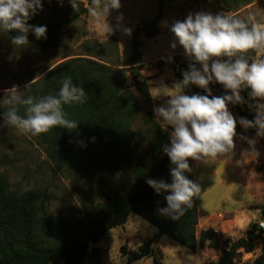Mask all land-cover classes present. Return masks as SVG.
Returning a JSON list of instances; mask_svg holds the SVG:
<instances>
[{"label":"trees","instance_id":"trees-1","mask_svg":"<svg viewBox=\"0 0 264 264\" xmlns=\"http://www.w3.org/2000/svg\"><path fill=\"white\" fill-rule=\"evenodd\" d=\"M230 13L239 11L257 0H216ZM43 7H49L54 0H42ZM76 11L68 7L61 21L55 17L33 18L29 25L46 26V38L37 39L29 32V44L36 55L43 56L57 47L60 34L66 27L72 26L81 17L89 13L84 4L77 2ZM165 13L164 0H159V12L154 21L143 23L133 35V52L126 66L134 69V86H129L127 69L120 65L121 56L118 42L114 41L116 61L102 59L90 52L86 57H76L59 63L25 89L21 95L41 98L56 95L65 78H71L77 86L86 91L83 104L64 105V111L70 119L77 121L78 127L69 131L60 127L48 133L38 135L49 160L55 167L68 175L83 176L103 190L122 172L132 174L135 182L131 190L125 193L105 194L98 205L88 209L81 219H65L49 213L47 192L31 190L20 193L13 190L7 176L0 171V264H81L90 253V245L98 244L107 234L116 228L124 227L132 215H137L165 235L196 253L199 249H217L224 245L220 260L216 264H237L241 251L252 253L255 249L256 231L264 238V229L255 225L246 236L238 240L223 241V234L215 228L198 233L200 216L197 197L191 208L186 209L179 220L173 221L158 213V208L167 206L165 196L157 194L146 181L163 180L171 183L169 157L163 151L170 146V132L161 128L156 116L155 102L151 95V79L143 74V43L140 36L147 39L160 34L159 24ZM3 33L11 43L15 31ZM255 55V53H250ZM189 59L178 71V80L182 81L184 71H189ZM168 65L160 64L162 69ZM197 67V64H196ZM212 94H226L218 84H210ZM135 89V90H133ZM250 90H243L249 96ZM185 94L207 93L196 85L185 89ZM230 94V93H228ZM25 109L20 107L19 114ZM248 120L255 119L250 110L241 112ZM249 132L256 133L255 128ZM264 144V137H261ZM192 168L185 175L193 180ZM264 218V205L261 207ZM152 242L133 252L128 264H133L155 256ZM154 264H160L154 259ZM254 264H264V252Z\"/></svg>","mask_w":264,"mask_h":264},{"label":"rangeland","instance_id":"rangeland-1","mask_svg":"<svg viewBox=\"0 0 264 264\" xmlns=\"http://www.w3.org/2000/svg\"><path fill=\"white\" fill-rule=\"evenodd\" d=\"M77 2L88 8L91 0ZM164 6V17L159 24L160 34L152 39L140 36L143 43L141 52L146 61L173 56H181L179 58L183 63L188 61L184 49L170 30L175 21H184L189 14L198 12L233 14L216 0H164ZM68 7H72L68 0H63L62 5L54 0L53 4L38 10L32 17L53 16L54 21H61ZM158 12L159 0H121L120 9L112 10L107 18L114 29L113 34L108 35L88 13L72 26L64 28L57 47L43 56L36 55L28 46L16 47L10 44L0 31V171L7 176L13 190L20 193L31 190L47 192L49 213L65 219L83 218L88 209L102 202L105 194H122L131 190L135 180L128 172H122L103 190L83 176L68 175L58 170L49 160L38 135L21 134L4 120L3 114L9 107L4 103L8 95L5 91L16 86L22 94L25 85L36 76H43L45 71L66 60L86 57L90 52L98 54L99 58L116 61L114 41L118 42L121 68L127 69L128 84L134 86V69L126 66L132 57L133 35L143 23L154 21ZM249 13L254 14L256 22L264 26V0H257L234 15L247 17ZM121 16L122 20H118ZM125 28L131 29L130 35L125 33ZM174 42L177 44L175 49L171 47ZM143 68L144 75L145 71H153L146 66ZM201 68L197 64V69ZM159 70L162 72L159 79L179 82L176 66L168 65ZM148 76L154 78L152 74ZM241 95L245 103L228 105L237 120L242 117L241 112L244 110L255 114L254 104L257 103L245 96L243 91ZM161 104L166 103L163 101ZM155 106L160 105L155 102ZM167 130L170 133L173 131L171 126H167ZM237 134L232 157H220L209 164L203 163L201 167L193 166L195 182L201 186V193L197 197L200 216L198 233L215 228L223 234V241L238 240L253 230L255 225L264 222L261 210L264 205V144L261 137L239 124ZM241 136L256 140L254 151ZM245 214L253 216L250 230H241L234 238L229 237L228 232L235 219ZM259 234L260 231H256L258 237L253 256L243 251L237 264H254L263 254L264 238ZM150 242L156 253L154 258L133 264H154V259H158L160 264H216L225 249L221 245L217 249L206 247L194 253L169 237L160 235L156 228L139 216L132 215L124 227L111 230L98 244H91L90 253L81 264H128L131 254L139 252Z\"/></svg>","mask_w":264,"mask_h":264},{"label":"clouds","instance_id":"clouds-1","mask_svg":"<svg viewBox=\"0 0 264 264\" xmlns=\"http://www.w3.org/2000/svg\"><path fill=\"white\" fill-rule=\"evenodd\" d=\"M58 2L62 5L63 0ZM68 2L74 11L78 9L77 0ZM120 7L121 0H91L88 10L110 35L114 29L107 18L112 10ZM42 8V0H0V31H15L17 35L11 37V43L16 47L29 44V32L37 39L46 38V26L28 24V20ZM117 19L122 20V16ZM170 30L184 49L190 70L182 73L183 79L175 83L174 92L164 94L170 97L166 106L154 109L156 116L163 118L161 128L171 126L173 129L170 146L163 149L173 165L170 168L172 182L148 179L146 183L157 194L170 193L165 196L167 206L157 211L177 221L201 193L200 184L185 175L192 171L190 159L209 164L220 157H232L238 124L245 130L255 128L256 136L264 137V26L256 22L252 13L240 17L198 12L189 14L184 21H175ZM124 31L131 34V29L125 28ZM171 47L175 49L177 44L174 42ZM196 64L202 68L197 69ZM41 77L36 76L25 88L28 90ZM213 83L220 84L226 94L213 95L209 87ZM190 85H196L207 94H185ZM246 89L250 90L249 98L257 101L254 121L243 117L237 120L228 107L229 104L245 103L241 92ZM5 93L8 95L4 103L9 107L3 114L4 120L21 134L33 136L48 133L56 127L75 130L78 123L68 117L64 105L83 104L86 100L85 89L75 85L70 77L62 80L56 95L25 97L16 86ZM151 94L153 98L158 96ZM20 107L25 109L23 116L19 114ZM240 138L246 140L254 151L255 139Z\"/></svg>","mask_w":264,"mask_h":264},{"label":"crops","instance_id":"crops-1","mask_svg":"<svg viewBox=\"0 0 264 264\" xmlns=\"http://www.w3.org/2000/svg\"><path fill=\"white\" fill-rule=\"evenodd\" d=\"M143 61H146V60H144V56H143ZM149 74L154 75V78H150L151 79V93L158 94V96L156 98H153V96H152L154 102H157V100H159V99H161V100L163 99L162 102L165 101V103H167V100L170 99V97L167 95H164V94L168 93V92H174L175 82H171L169 79H167L166 81L159 79V76H161V74H162L161 70H153L152 72L151 71H145V75L147 77H150V76H148ZM165 87H166V89H165ZM167 87L169 89H167ZM161 103H159L160 106H166V104L162 105ZM160 106H155V108L160 107ZM162 119L163 118L160 117L161 121H162ZM192 161H193L194 167L195 166L201 167L203 164V162H198V161L194 162V160H192ZM252 217L253 216L250 214H245L242 217H237L235 219V221L233 222L234 223L233 227L231 229H229V230H231L228 232L229 237L234 238V235H236L238 232L240 233L241 230H250V223L252 221Z\"/></svg>","mask_w":264,"mask_h":264},{"label":"built area","instance_id":"built-area-1","mask_svg":"<svg viewBox=\"0 0 264 264\" xmlns=\"http://www.w3.org/2000/svg\"><path fill=\"white\" fill-rule=\"evenodd\" d=\"M179 57H181V56H173V57H170L171 60H169V58H163V59H158V60H153V61H145L143 63V65L146 66V67H148V69H150V70H159V67L158 66L160 64H162V65H169V66L172 65V66H176L177 68H179L182 65V63H183V60H181V58H179ZM161 102H162L161 99L157 100V103L158 104L161 103ZM220 217L222 218L223 215H220ZM259 225H260V227L262 229H264V222H261ZM241 252H243V250ZM253 254H254V252H252V253H246V255H248V256H253Z\"/></svg>","mask_w":264,"mask_h":264}]
</instances>
